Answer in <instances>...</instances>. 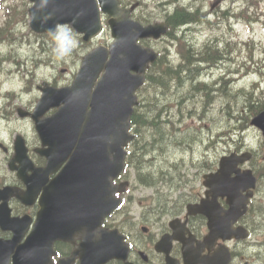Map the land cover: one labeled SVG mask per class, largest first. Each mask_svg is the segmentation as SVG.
I'll use <instances>...</instances> for the list:
<instances>
[{
	"label": "water",
	"instance_id": "water-1",
	"mask_svg": "<svg viewBox=\"0 0 264 264\" xmlns=\"http://www.w3.org/2000/svg\"><path fill=\"white\" fill-rule=\"evenodd\" d=\"M30 27L37 33L54 32L57 25L69 24L83 41L101 29L100 14L114 42L108 49L99 47L87 54L70 87L42 90L36 114L52 107L57 114L36 121L47 158V170L66 161L57 179L63 198L80 214V225L88 221L101 224L115 207L110 181L122 168V147L132 139L127 135L134 92L143 83L145 68L155 54L136 44L141 38H158L166 29L161 24L141 27L121 10L117 0H31ZM102 73V74H101ZM101 74V76H100ZM100 76V77H99ZM264 136V113L252 121ZM248 155L220 161V178L230 180L238 164ZM241 186H253L250 172L236 175ZM80 205V210H79ZM92 213H91V212Z\"/></svg>",
	"mask_w": 264,
	"mask_h": 264
},
{
	"label": "trees",
	"instance_id": "trees-1",
	"mask_svg": "<svg viewBox=\"0 0 264 264\" xmlns=\"http://www.w3.org/2000/svg\"><path fill=\"white\" fill-rule=\"evenodd\" d=\"M179 1L169 0L166 5L161 6L163 10L161 19L168 29L163 41L171 44L179 53L180 62L178 66H175L169 63L166 57L160 55L155 65L147 72L145 85L139 91V105L134 109L130 119L136 133V140L132 144L131 155L128 159V163L136 172L137 178L145 179L142 183L147 184V182L154 181V185L161 182L170 187L176 185L179 169L175 163L167 159L168 152L172 148L183 146V144L191 148V145L194 144V139L191 137L194 130L191 128L189 120H192L196 115L197 122L200 124L195 128V131L202 128L200 125L205 123L204 114L206 115L209 105H212L209 100L211 96L220 95L225 99L233 98L234 100L238 98V100L233 101V109L228 101L229 104L224 110V114H226L224 125H227L229 130L238 127L243 110L248 109V113L243 118L242 126L248 123L252 114L264 110V88L254 94L253 88L249 89V87L234 90L227 83L221 88H215L212 82L201 83L197 81L202 70L200 66L213 67L214 65L211 63L219 57H223L224 62L225 59H228L229 66L230 63L234 66L239 64L237 67H243L244 72H255L264 78V48H260L263 55L255 60L253 52H251L254 45L252 40L239 43L231 42L223 36L211 34L204 42L201 49L202 53L199 54V52H194L195 48L191 43V35L185 36L186 31L184 30L186 27L192 26L188 24L197 23L199 20L203 25L202 28L208 29L210 33L218 30L221 26H225V24L231 29V22L233 21L234 23L242 22L245 24L258 21L260 19L257 12L258 1L238 0L245 5L236 8L237 11L230 7L227 10L217 7L211 12L214 15L212 20L209 18L210 16H207L210 10H206L203 5L209 0H182L184 3L170 8L171 4ZM231 3H234V0H231ZM194 6L202 11L203 15H200V18L198 11L194 13L186 11L189 8L191 10ZM250 7L256 8L251 10ZM165 10L166 13L164 14ZM17 14L18 12L13 10V7L8 8L7 20L4 27L0 28V35H3V39L6 41L13 39L15 22L19 19L16 18ZM142 15V18L135 16L143 23H148L156 18ZM10 36L11 38H9ZM37 37L43 38V36ZM42 41L39 44V49L44 53V62H46L48 53L51 54L52 58L58 57L59 52L53 50L54 44L51 45L50 49L44 48L43 46L48 47L47 42L43 39ZM164 49L167 51L166 48ZM241 49L244 52L241 57L243 61L236 63L235 57L240 55ZM159 50L161 51L160 48ZM230 71L237 73L239 70H234L231 67ZM255 84H251L250 87ZM200 102L202 111L197 113L196 105ZM227 131L224 129L221 134H229Z\"/></svg>",
	"mask_w": 264,
	"mask_h": 264
},
{
	"label": "flooded vegetation",
	"instance_id": "flooded-vegetation-1",
	"mask_svg": "<svg viewBox=\"0 0 264 264\" xmlns=\"http://www.w3.org/2000/svg\"><path fill=\"white\" fill-rule=\"evenodd\" d=\"M25 144L28 149V157L33 164L34 169H40L45 166V160L34 153V149L39 146L36 139H26ZM0 147V157L3 153L6 155L0 158V207H5V211H9L10 218L16 219V231L22 226L27 229V235L19 240L18 246L24 244L28 235H32L35 241L39 240V234L43 237H53L55 229H61L63 234H67L72 230L70 237H63L60 241H54L48 252L45 249L35 250V258L39 264H94L82 258L81 238H80V222L70 225L68 219H58L53 217V205L44 202L45 198H49L50 183L56 173L50 175L46 179H40L43 183L41 187L33 185L30 188L29 204L22 203L16 194L27 192V186L18 176L19 163H10L13 156V143ZM24 175L30 177L31 171H25ZM126 179L121 176L115 183L119 187L118 197L121 199V207L108 216L103 227L109 231H117L122 236L121 242L113 243L116 247L114 257L102 264H186L185 252L187 250L194 259V264H224L226 255H229L230 261L227 264H252L243 257V252L237 246V242H223L217 240L209 246V249L199 242L206 233V221L202 216L188 217L184 216L183 207L180 204H173L168 208V217L179 219L174 224L177 236L182 241H174L170 244L167 252L164 251L165 245L159 243L161 236L165 234L171 235L172 232L165 224L162 214L156 218L149 211L147 205L139 208L134 207L131 203L129 184ZM201 191L194 190V196L190 199V203H198L205 197L206 190L201 181ZM129 187V188H127ZM11 189L13 195H6ZM45 189V190H44ZM133 190V189H132ZM45 191V195H43ZM6 198V199H5ZM211 201V197H209ZM217 203L224 210L229 208L226 197H217ZM159 206V205H158ZM167 205H162V207ZM186 206V204H185ZM214 209L217 210L215 206ZM161 205L158 210H160ZM152 217V218H151ZM241 222H253L258 219L252 213L249 204L246 207ZM185 222V227L182 223ZM78 225V226H76ZM184 229L186 231L184 232ZM183 233V234H182ZM12 237V232L0 229V239L6 240ZM99 237V235H97ZM96 235L93 240H95ZM92 240L91 238L89 239ZM160 247L162 251H160Z\"/></svg>",
	"mask_w": 264,
	"mask_h": 264
},
{
	"label": "rangeland",
	"instance_id": "rangeland-1",
	"mask_svg": "<svg viewBox=\"0 0 264 264\" xmlns=\"http://www.w3.org/2000/svg\"><path fill=\"white\" fill-rule=\"evenodd\" d=\"M140 1H144L146 3L145 8H148L150 6L149 10L153 12L155 16L159 17L162 15L163 10L159 6L153 5L154 0ZM164 1L167 2L168 0ZM180 3L184 2L180 0L178 3L171 4L170 8ZM210 3V0L206 4L203 3L207 10L209 9ZM10 4L16 6L17 9L20 11L24 7H28L30 5L29 0H4L3 6L0 8V25H2V22L4 21L3 7ZM243 5L245 4L241 1L238 2V0H234V3H231V0H226L220 6V9L227 10L230 7L234 11H237L236 8L243 7ZM194 7L196 8V6ZM250 9L254 10L255 8L250 7ZM259 11H261L264 16V0H262L259 5ZM165 13L166 10L164 11V14ZM213 17L214 15L211 16V18ZM27 22L28 16L27 21H25V23L20 22L15 29V32H17V37L19 35H23V45H17V42L14 45H6L4 42H0V103L3 99L2 95L7 92H14L17 95V99L13 101V104H26L27 101H33V99H37L39 97V92L35 87L43 81L49 83L56 81L57 85L59 86L69 84L71 82L73 73L76 72L77 67L79 65L78 55L82 56L86 51H89L98 45H107L112 40L110 36V31L105 23V19H103L104 28L101 35L97 39L93 40L90 44H86L87 46L79 43V39L75 34H73L72 30L69 27H61L58 34L54 36L56 37L55 41L58 47L60 48L59 61L54 60L48 65L40 63L35 64V60H38L39 47L36 37L32 35L33 33H31L28 28ZM202 26L203 25H197L194 27L196 32V34L194 35L192 30L193 28H191V31L190 29L186 30V34L191 35V43L196 49V51L200 52L204 45V41L209 36H211V34H218V36H223V38H227L232 41H245L249 36H253L255 40V45L252 46L251 52H253V57L255 60L257 59V55H260L258 46L261 48L264 44V24L261 21H259L258 23H254L251 26L238 23L234 26H231V29H229L227 24H225V26H221L218 30L216 29L214 31H211V33L208 29L202 28ZM27 40L30 41V45L25 43ZM47 43L48 46H50V43L48 41ZM66 49H77V51L69 54L65 52ZM7 54H10L12 56V59L10 57L6 58ZM243 55L244 52L241 49L240 55L238 54L235 57L236 63H240L243 61L241 59ZM223 59H220L216 62L217 67L215 70H217L218 72L216 73L214 70H212L211 73L208 72V74L217 76L220 73L219 71H222V74L220 76L218 75V78L222 76L223 78H225V81L227 83L236 85L240 81V78H238L240 76L231 72L230 69L231 67L234 70L238 69L239 74H243L244 68L241 66L237 67V65L239 64L234 66L232 63H230V67L228 59H225V62ZM61 69H65L66 71L64 73H60ZM254 78V74H249L247 79H245L241 83H238L236 86H249V81ZM213 79L215 78L211 76L210 78L206 77V79L205 77H200L198 80L204 82H207L208 80L210 82L211 80L213 81ZM222 83L217 84V86L220 85L221 88ZM223 84L225 85V83ZM27 85H30V87H28V91L26 90ZM236 86H233V88H235ZM11 100H13V97L10 98V101ZM235 100H238V98ZM235 100L233 98L225 99L220 95H214L211 99V101H214V103L212 105H209L208 111L206 112L207 117L204 126L200 130L195 131V128H197L200 124L197 122L196 115L192 120H189V124L194 130L191 134V137L194 139V144L191 145V148L187 147L185 144L180 147L172 148L170 152H168L169 154L167 155V159H169L172 163L179 164L180 158H183L184 165H182L181 163V168L188 166L189 160L192 162V164H200L202 163V160H204V164L209 165L214 163V161L218 160L221 155H225L228 154V152H232V149L236 142L240 144H245L246 147L258 151V145L260 143L259 141L262 140V138L260 139L259 132L252 127H248V129L243 132V138H240L239 136V134L241 133H239L238 135L237 133H235L234 135H232V137L229 138L222 137L224 138V140L220 139L219 141L214 142L213 146L207 144L210 139L215 137L213 136V134L215 132L220 131L225 124L224 117H226V114H224V110L226 105L230 103L233 109V101ZM199 105L202 104L198 103L196 107ZM197 113H199V110H197ZM217 142H219V144ZM263 154L264 149L262 151H259L258 160H260ZM192 171L193 170L190 171V174L194 173ZM148 193H141L142 197L140 200L145 202L143 200V196ZM152 207H154V205H152Z\"/></svg>",
	"mask_w": 264,
	"mask_h": 264
},
{
	"label": "bare ground",
	"instance_id": "bare-ground-1",
	"mask_svg": "<svg viewBox=\"0 0 264 264\" xmlns=\"http://www.w3.org/2000/svg\"><path fill=\"white\" fill-rule=\"evenodd\" d=\"M186 11H188V12H190V13H194V12H199V14H198V16H199V18L201 17L200 15H203V13H202V11L199 9V8H195V7H193L191 10H190V8L189 9H187ZM188 25H192V26H188V27H186L184 30L186 31L187 29H190V31H191V28H193L192 30H193V35L194 34H196V32H195V29H194V27L195 26H197V25H202V23L200 22V20L197 22V23H190V24H188ZM184 31V32H185ZM186 33V32H185ZM185 36H187V37H189V35L188 34H185ZM195 53H198L199 51H196V49H195V51H194ZM202 53V51L200 50V52H199V54H201ZM220 59H223V57L221 58V57H219L218 59H216L213 63H211V64H213L214 66H215V68L217 67V65H216V62L217 61H219ZM195 62H198V61H195ZM210 68V67H209ZM205 79H206V77H205ZM212 79V78H211ZM197 81H199V82H201V83H206V81L204 82V81H200V80H197ZM210 82H212L214 85H215V88H220V85H218L217 86V84H219V83H225V84H227V82L225 81V78H223L222 76L221 77H219V78H217V79H213V81L211 80ZM222 83V85H224ZM222 85H221V87H222ZM225 86V85H224ZM234 128V127H233ZM237 128V127H236ZM228 132V131H227ZM228 135V134H227ZM222 143V142H221ZM180 161V163H182V165H184L183 164V161L180 159L179 160ZM159 184V183H158ZM154 186H156V185H154ZM158 186V185H157ZM167 199L166 198H158V201H157V205L156 206H158V205H166L167 204ZM211 208H212V212L213 213H216L217 211H219L218 209L216 210V209H214V207L213 206H211ZM224 224V223H223Z\"/></svg>",
	"mask_w": 264,
	"mask_h": 264
}]
</instances>
